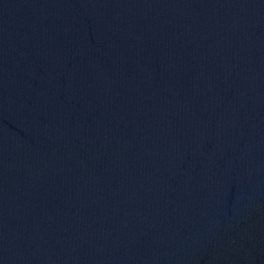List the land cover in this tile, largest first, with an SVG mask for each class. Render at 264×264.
Masks as SVG:
<instances>
[{
	"label": "water",
	"instance_id": "1",
	"mask_svg": "<svg viewBox=\"0 0 264 264\" xmlns=\"http://www.w3.org/2000/svg\"><path fill=\"white\" fill-rule=\"evenodd\" d=\"M0 264H264V0H0Z\"/></svg>",
	"mask_w": 264,
	"mask_h": 264
}]
</instances>
